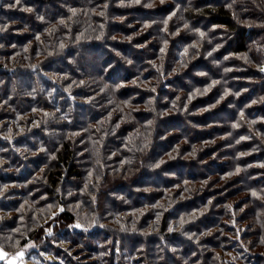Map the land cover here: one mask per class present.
<instances>
[{"label":"trees","instance_id":"16d2710c","mask_svg":"<svg viewBox=\"0 0 264 264\" xmlns=\"http://www.w3.org/2000/svg\"><path fill=\"white\" fill-rule=\"evenodd\" d=\"M263 62L264 0H0V248L264 264Z\"/></svg>","mask_w":264,"mask_h":264},{"label":"rangeland","instance_id":"374dc122","mask_svg":"<svg viewBox=\"0 0 264 264\" xmlns=\"http://www.w3.org/2000/svg\"><path fill=\"white\" fill-rule=\"evenodd\" d=\"M26 28V27H25ZM82 62H83V64H85L86 62H85V60L84 59H82ZM261 70L262 71H264V62L261 64ZM0 106H1V104H0ZM219 113H215V115H218ZM171 123H173V124H176V123H179L178 121H171ZM180 125H182V123H179ZM144 136H145V131H144ZM147 136V135H146ZM150 157V156H149ZM147 158V160H150L149 162L152 164V166L153 167H157L158 168V160L159 159H157L156 160V158ZM135 159H136V157H135ZM129 167H133V166H129ZM135 167V166H134ZM133 167V168H134ZM174 168H176V167H174ZM134 171L136 172V167L134 168ZM134 171H133V173H134ZM133 173H132V175H133ZM164 177V176H163ZM165 177H167L168 178V176H165ZM152 181V182H155L156 184H158L159 182H162L161 180V178H157V177H155L154 175H148V176H141L140 178H139V181ZM178 180V179H177ZM187 179H185V177H183V180H178V182L177 183H184V181H186ZM164 184V183H163ZM149 189H151V187H149ZM164 190H166V191H173V190H175V188L174 189H172V187L170 188H167V187H164L163 188ZM154 190V189H153ZM152 189H151V191H153ZM123 191H125V190H123ZM177 192H179L178 190H176ZM120 194H123L124 195V193H122V191H120L119 192ZM176 193V192H175ZM119 194V195H120ZM177 198V197H176ZM178 200L180 199L179 197L177 198ZM103 201V200H102ZM100 202V204L98 203V209H97V212L95 213V216H96V218H98V216H99V213L98 212H100L102 209H105V211L106 210H111V206L112 205H110V206H108L107 205V203L104 201V202ZM158 201H160L159 200V198H158ZM83 204L84 203H76V204H68L69 205V209H71V210H74V212H76L77 211V213L76 214H78L79 216H80V219H86V217H88V218H90V219H92L93 218V216H92V214H89V209L90 210H92L91 208H89V206H88V203H86V204H84L85 205V207L83 208V207H81V206H83ZM104 206V207H103ZM249 206V205H248ZM82 208V209H81ZM129 208H134V209H140V210H143V209H145V206H143V207H140V208H137V206H132V207H129ZM176 210H177V208H175ZM93 211V210H92ZM130 211H134V210H130ZM179 213H184V211H182V210H177ZM79 212V213H78ZM52 213V212H51ZM185 215H187L186 213H184ZM78 216V217H79ZM188 216V215H187ZM158 217H159V215L157 214V218L155 219V222L157 223L158 222ZM133 220V219H132ZM135 220V219H134ZM178 220H179V222H178V227H180L181 225H183V223H184V220L182 219H180V218H178ZM115 221V220H114ZM48 223V222H47ZM116 223V222H115ZM48 225V224H47ZM97 226H98V224H97ZM118 226V225H117ZM130 226H133V224L132 225H130ZM127 227H128V225H127ZM254 234V233H253ZM190 236V235H189ZM251 237H254V235H252ZM262 237V236H261ZM250 241L251 242H254L255 240L254 239H250ZM258 241H261V239L260 240H258ZM145 243V242H144ZM94 244V243H93ZM246 244L247 245H249V248L250 249H252V248H256L255 246H253L248 240H246ZM150 245H152V244H150ZM182 245H183V243H182ZM144 247L142 248V249H139V247H135V248H137L138 250H136L137 252L136 253H134L133 255H128L127 256V258L128 257H130V259H135V260H133V262H130L129 264H139V263H141V264H143V263H148V261L150 260L149 259V257H148V255H146L145 254V252H146V248H145V244L143 245ZM150 248H151V251H157L158 250V248H160L161 246H159V244L158 243H155V242H153V246H149ZM149 247H147V249L149 248ZM199 247H200V250H201V253L204 255V260L206 261V264H207V262H211V261H209L210 259H211V257L212 258H214L215 256H216V253H215V251H214V254H213V252H209L210 254H207V253H204V252H206L205 250V246H203V243H200L199 244ZM68 250L70 251V254H71V257L75 260V262H77L76 264H99L98 262H97V256L98 255H92L91 253H90V249H87V248H83L82 246H79L78 244H77V242H75V243H69V248H68ZM150 251V250H149ZM155 253V252H154ZM130 259H129V261H130ZM160 259H161V261H164V259L162 258V257H160ZM0 260H3V261H5V262H7V263H9V264H34V262H32L31 261V263L28 261V260H26V259H23V257H21V256H18L17 254H7L4 250H2L1 248H0ZM166 260V259H165ZM168 260V259H167ZM171 261H172V259H171ZM174 261V260H173ZM37 264H43V262L40 260ZM106 264V263H105ZM128 264V263H127ZM160 264H162V263H160ZM165 264H170V262L168 263V262H166ZM171 264H175L174 262H171ZM183 264H184V262H183Z\"/></svg>","mask_w":264,"mask_h":264}]
</instances>
